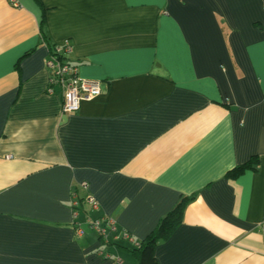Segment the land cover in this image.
<instances>
[{"label": "crops", "instance_id": "crops-1", "mask_svg": "<svg viewBox=\"0 0 264 264\" xmlns=\"http://www.w3.org/2000/svg\"><path fill=\"white\" fill-rule=\"evenodd\" d=\"M17 1L0 0V264H133L114 243L181 197L158 264H264V0ZM65 44L101 88L76 114L46 93Z\"/></svg>", "mask_w": 264, "mask_h": 264}, {"label": "built area", "instance_id": "built-area-1", "mask_svg": "<svg viewBox=\"0 0 264 264\" xmlns=\"http://www.w3.org/2000/svg\"><path fill=\"white\" fill-rule=\"evenodd\" d=\"M7 1L13 8L20 7L17 0ZM70 49L67 44L55 46L45 61L44 66L49 71L46 93L53 94L56 89H59L62 95V111L67 114H76L80 110L81 102L97 97L101 93V88L98 81L82 78L79 74L78 66L66 60L65 55L69 53ZM82 185L84 187L87 186L86 183ZM87 203L91 205L93 210L98 207L93 198L89 197ZM72 207L73 214H75V210L79 207L78 202L74 201ZM102 221L99 219L91 222L90 228L105 238L104 230L101 228ZM110 225L113 226L112 223ZM260 230L264 235V220L261 223ZM77 233H81V231L78 230ZM122 237H127V234L123 233Z\"/></svg>", "mask_w": 264, "mask_h": 264}, {"label": "trees", "instance_id": "trees-1", "mask_svg": "<svg viewBox=\"0 0 264 264\" xmlns=\"http://www.w3.org/2000/svg\"><path fill=\"white\" fill-rule=\"evenodd\" d=\"M53 49L54 46L50 47V54ZM252 161H254V158ZM252 161L232 170L230 172L231 176L235 178L245 170H254L255 167L253 166L254 164H252ZM186 201V198L181 197L176 205L159 220L155 228L145 238L137 241L136 244L131 248L121 244L120 242H115L114 244L120 249H125L133 256V264H158L157 260L154 257V248L159 242L167 240L171 233L180 224L181 214ZM100 238L102 237L100 236Z\"/></svg>", "mask_w": 264, "mask_h": 264}, {"label": "rangeland", "instance_id": "rangeland-1", "mask_svg": "<svg viewBox=\"0 0 264 264\" xmlns=\"http://www.w3.org/2000/svg\"><path fill=\"white\" fill-rule=\"evenodd\" d=\"M61 46V45H60ZM71 47V46H70Z\"/></svg>", "mask_w": 264, "mask_h": 264}]
</instances>
